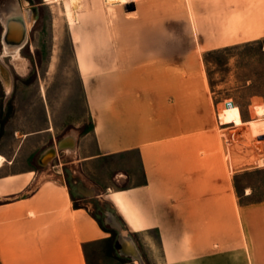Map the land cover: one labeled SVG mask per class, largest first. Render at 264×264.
Wrapping results in <instances>:
<instances>
[{
    "label": "crops",
    "instance_id": "0c3cea01",
    "mask_svg": "<svg viewBox=\"0 0 264 264\" xmlns=\"http://www.w3.org/2000/svg\"><path fill=\"white\" fill-rule=\"evenodd\" d=\"M106 2L128 5L134 0ZM193 11L194 37L210 50L264 40V0H193ZM66 18L72 26L79 23L69 7ZM161 29L132 51L137 57L129 67L89 61L85 56L100 49L82 47V90L91 126L80 133L74 153L65 147L75 140L73 134L58 131L40 97L16 95L7 104L1 98L0 225L13 229L12 236L3 232L1 264H85L82 243L97 239L101 230L86 211L72 208L69 188L53 176L59 168L87 172L110 158L133 154L141 159L143 183L106 193L132 233L157 229L171 247L181 248L188 239L201 240L204 226L216 229L218 217H224L226 264H264V203L241 204L228 185L226 194H218L216 167L198 153L199 143L186 142L185 77L197 65L186 62L184 50H173L182 57L171 62L164 12ZM81 38H90V32ZM52 152L55 157L48 159ZM65 157L71 159L63 162ZM26 218L33 223L32 237H27Z\"/></svg>",
    "mask_w": 264,
    "mask_h": 264
},
{
    "label": "rangeland",
    "instance_id": "374dc122",
    "mask_svg": "<svg viewBox=\"0 0 264 264\" xmlns=\"http://www.w3.org/2000/svg\"><path fill=\"white\" fill-rule=\"evenodd\" d=\"M3 1L0 0V5ZM15 2L21 14L24 3H28L26 8L33 14L34 23L28 32V44L20 53L24 63L19 64L11 56H2L4 28L0 21V56L13 76L10 96L6 95L0 80V104L2 99L7 104L16 95L40 97L43 110L51 114L58 131L73 134L77 143L80 133L91 126L82 90V47L100 49L96 54L85 56L89 61L120 62L129 67L137 57L132 51L145 46L147 38L153 40L149 38L161 33L164 12L170 23L171 62L182 57L173 54V50H184L186 62L197 65L195 71L187 69L185 77L186 142L199 143L198 153L216 167L218 194H226L228 185V191L232 189L235 200L241 204L264 203V40L215 50L201 45L204 40H197L192 30L193 0H134L131 4L136 9L132 12H125L126 5H110L106 0ZM67 7L79 20L75 26L67 21ZM85 31L90 32V38H81ZM9 111L11 107L6 110ZM256 113L259 121L249 124L257 119ZM70 159L65 157L63 162ZM142 172L141 159L133 154L110 158L87 172L59 168L57 177L53 176V180L62 181L69 188L72 208L86 211L101 230L97 239L82 243L84 263L226 264L224 217H218L216 229L204 226L201 240L188 239L181 248L171 247L157 229L131 232L111 203V194L106 193L126 191L142 184ZM80 188L93 194H84ZM29 220L26 218L27 237H32L33 223ZM8 231L12 236V228L0 225V246L3 232L7 235ZM123 235L131 241L139 259L134 257L131 248L124 250ZM193 245L197 255L193 254ZM236 246L235 235L234 257L238 262L241 249ZM1 253L0 248V261ZM32 253L33 249L27 248V254ZM195 260L199 263H191Z\"/></svg>",
    "mask_w": 264,
    "mask_h": 264
},
{
    "label": "water",
    "instance_id": "95a60500",
    "mask_svg": "<svg viewBox=\"0 0 264 264\" xmlns=\"http://www.w3.org/2000/svg\"><path fill=\"white\" fill-rule=\"evenodd\" d=\"M136 7L134 4H129L125 6V12L135 11ZM3 34L1 36V43L3 50L7 48L8 50L23 49L28 44V30L24 21V17L21 13H11L8 15L3 23ZM0 80L3 84L4 90L6 85L11 86V91L8 94L5 90L7 96H10L13 90V76L9 68L0 60ZM55 157V153L52 152V158ZM130 248L134 254H138L135 247L130 242Z\"/></svg>",
    "mask_w": 264,
    "mask_h": 264
},
{
    "label": "bare ground",
    "instance_id": "6f19581e",
    "mask_svg": "<svg viewBox=\"0 0 264 264\" xmlns=\"http://www.w3.org/2000/svg\"><path fill=\"white\" fill-rule=\"evenodd\" d=\"M24 4L25 5H23L24 7H23L22 15L24 17V21H25V24L27 26V30L29 32L30 29L32 28L33 23H34V18H33V14L29 11V9L26 8L28 3L25 2ZM16 12H19L18 3L15 2V0H4L2 5H0V21L4 23V20L8 15H10L11 13H16ZM21 50L22 49L8 50L7 48H5L2 56H4V57L11 56V59L15 58V60H13L14 63L23 64L24 60L22 58H20ZM2 56H0V60H2V58H3ZM5 90L9 94L11 91V86L6 85ZM256 118H257L256 120L250 121L249 124L256 123L259 121V117H258L257 113H256ZM62 146H63V144H62ZM65 147L67 148L68 152H73L74 148H75V140H70L69 142H67L65 144ZM49 158H52V154H50L48 159ZM3 161H4V159L2 157H0V163H2ZM92 194L93 193H91L90 195H92ZM121 241H122L124 250L125 251L128 250V248H130L129 244L131 241H129V239L127 237H125V235H123V238L121 239ZM132 254L134 255L135 258L139 259L138 254H134L133 251H132Z\"/></svg>",
    "mask_w": 264,
    "mask_h": 264
},
{
    "label": "trees",
    "instance_id": "16d2710c",
    "mask_svg": "<svg viewBox=\"0 0 264 264\" xmlns=\"http://www.w3.org/2000/svg\"><path fill=\"white\" fill-rule=\"evenodd\" d=\"M236 119H237V117H236Z\"/></svg>",
    "mask_w": 264,
    "mask_h": 264
}]
</instances>
